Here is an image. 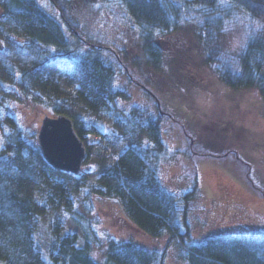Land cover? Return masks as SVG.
Segmentation results:
<instances>
[{
    "label": "trees",
    "instance_id": "16d2710c",
    "mask_svg": "<svg viewBox=\"0 0 264 264\" xmlns=\"http://www.w3.org/2000/svg\"><path fill=\"white\" fill-rule=\"evenodd\" d=\"M89 1L0 0L1 24L10 22L24 39L38 48L34 65L14 80L16 96L9 98L11 111L7 114L13 130L2 132L1 263L164 264L166 258V251L156 246H143L135 238H111L105 248V259L99 262L94 258L99 235L93 221L84 213L92 212L91 204H84L82 212V204L66 199L57 187L45 185L33 170L1 164L11 157L15 158L11 159L13 161L29 157L40 165L43 175L50 172L80 178L84 173L82 170L79 175H73L55 170L40 150L37 133L24 130L12 108L21 98L24 100L23 96H31L26 82L42 71L47 72L46 77L58 75L66 85H74V92L90 107L104 108L108 102L114 105L118 101L127 102L130 98L128 88L142 87L147 94L153 93L157 105L148 102L150 105L130 109L133 118H147L145 126L152 146L146 149V159L135 150L126 151L119 164L101 178L97 191L121 203L125 212L122 219L147 234L150 240L168 237V243L179 247L183 264H264L262 231L241 229L196 240L190 215L193 204L199 199L197 188L191 186L187 193L177 198L166 190L160 171V165L172 153L165 142L167 126L172 124L162 123L161 98L172 100L179 95L197 102L200 93L207 92L213 97L212 92L224 90H256L264 104V0H95L101 6L122 11L131 20L139 35L137 48L115 47L93 39L86 29L83 11L91 4ZM241 29L245 41L231 51L230 41L226 39ZM40 90L49 93L42 86ZM58 96L57 93L54 101ZM223 96L229 106L233 103L237 106L240 95L225 93ZM54 101L50 106L33 97L26 104L42 105L51 115L70 116L87 147V158L90 157L92 151L88 146L94 143L95 132L83 118ZM179 108H183V104ZM226 118L231 123L230 129L243 135L244 124ZM39 181L43 190L42 209L47 204L51 209L60 206L64 216L78 227L77 232L57 237L48 248H43L35 238L31 217L38 212L27 196V182ZM205 200L207 204L213 201ZM202 205L204 208L205 204ZM229 219L223 221L232 222Z\"/></svg>",
    "mask_w": 264,
    "mask_h": 264
},
{
    "label": "rangeland",
    "instance_id": "374dc122",
    "mask_svg": "<svg viewBox=\"0 0 264 264\" xmlns=\"http://www.w3.org/2000/svg\"><path fill=\"white\" fill-rule=\"evenodd\" d=\"M89 2L91 4L84 7L83 11L86 29L93 39L115 47L137 48L138 31L122 11L101 6L95 0ZM9 23L1 24L0 21V151L2 132L13 130L7 114L11 111L10 99L16 96L14 92L17 85L14 80H18L22 72L34 65L38 54V48L24 39L18 28ZM245 37L243 29L229 36L226 40L230 41V50L238 49ZM46 73L39 71L38 75L26 82L31 96H23L24 100L21 98L12 108L23 129L36 134L45 113H52L42 105L31 106L26 101L37 97L51 106L58 93L54 102L63 104L73 115L83 118L95 132L94 143L88 146L92 155L84 162V173L80 178L50 172L43 175L40 165L29 157L16 161L11 157L13 160L1 164L33 170L40 175L45 185L57 187L66 199L77 200L82 204V212L84 204H91L92 212L84 213L93 221L99 235L94 248V258L99 262L104 261L105 248L111 238H135L143 246H156L166 251L164 264H183L179 258V247L168 243V237L150 240L147 234L121 218L125 212L118 200L97 192L101 178L111 167L119 164L126 151L135 150L141 158L146 159V149L152 146L145 126L147 118H133L130 109L144 104L157 105L153 93L147 94L142 87L136 90L128 88L130 98L127 102L118 101L115 105L108 102L104 108L90 107L74 92V85H66L58 75L48 74L46 77ZM41 86L49 93L41 92ZM225 93L240 95L237 106L234 103L229 106V101H224ZM212 95L200 93L197 102L179 95L172 100L161 98L162 123L172 124L167 126L165 133L167 148L172 153L160 165L161 180L166 190L177 198L187 193L191 186L197 188L199 199L193 204L190 215L196 240L204 239L206 235L246 229V226H257L264 231V104L260 102L256 90L231 89L212 92ZM180 104H183V108H179ZM226 117L244 124L243 135L230 129L231 123ZM219 136L228 138L222 140ZM3 155L0 152V157ZM151 167L155 165L151 164ZM40 182H27V196L31 199L33 209L37 207L38 212V215L31 217L35 238L43 248H48L57 237L77 232L78 227L64 216L62 207L51 209L47 204L42 209L43 190ZM205 198L209 201L213 199L212 203L207 204ZM202 204H205L204 208ZM229 218L232 222L223 221Z\"/></svg>",
    "mask_w": 264,
    "mask_h": 264
},
{
    "label": "water",
    "instance_id": "95a60500",
    "mask_svg": "<svg viewBox=\"0 0 264 264\" xmlns=\"http://www.w3.org/2000/svg\"><path fill=\"white\" fill-rule=\"evenodd\" d=\"M38 141L44 158L57 170L78 174L86 158V146L76 132L71 117L45 115Z\"/></svg>",
    "mask_w": 264,
    "mask_h": 264
}]
</instances>
